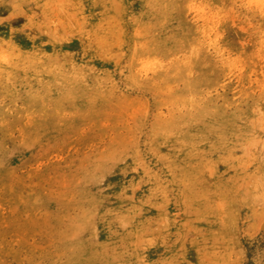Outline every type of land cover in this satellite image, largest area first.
<instances>
[{
  "label": "rangeland",
  "instance_id": "rangeland-1",
  "mask_svg": "<svg viewBox=\"0 0 264 264\" xmlns=\"http://www.w3.org/2000/svg\"><path fill=\"white\" fill-rule=\"evenodd\" d=\"M0 264H264V0H0Z\"/></svg>",
  "mask_w": 264,
  "mask_h": 264
}]
</instances>
